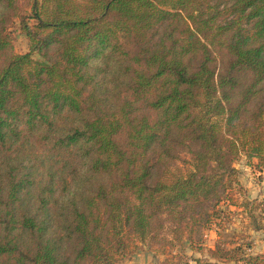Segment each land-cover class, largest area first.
I'll return each mask as SVG.
<instances>
[{"label":"trees","instance_id":"16d2710c","mask_svg":"<svg viewBox=\"0 0 264 264\" xmlns=\"http://www.w3.org/2000/svg\"><path fill=\"white\" fill-rule=\"evenodd\" d=\"M28 4L0 0V264H118L167 226L199 245L235 163L264 165V0ZM244 207L264 232V200ZM241 250L209 254L264 264Z\"/></svg>","mask_w":264,"mask_h":264},{"label":"rangeland","instance_id":"374dc122","mask_svg":"<svg viewBox=\"0 0 264 264\" xmlns=\"http://www.w3.org/2000/svg\"><path fill=\"white\" fill-rule=\"evenodd\" d=\"M25 10L29 9V0H20ZM14 50L18 54H25L29 51V41L22 32L20 20H15L11 30ZM257 159H247L246 155L235 163L239 170V181L243 191L232 192L219 206V214L211 226L204 230L200 240L201 246L193 243L195 236L189 240V234L181 235L178 241L168 226L160 236L165 240L163 243L135 242L131 244L118 264H169L184 263L191 258H199L203 261H210L218 264H235L234 261H227L225 258L214 259L209 251L221 245L232 251L241 246V252L236 253V259H241L244 254L264 255V232H254L251 228L249 208H245V200H264V165L257 166ZM193 170L191 157L182 153L174 166V171L188 175ZM245 199V200H244ZM232 202V203H231ZM234 243V244H233ZM250 245V247H249ZM191 262V261H190ZM243 264V262H241Z\"/></svg>","mask_w":264,"mask_h":264}]
</instances>
